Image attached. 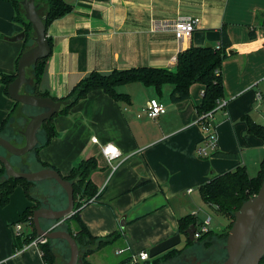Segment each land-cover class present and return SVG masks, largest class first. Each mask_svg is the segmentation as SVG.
Instances as JSON below:
<instances>
[{
    "label": "crops",
    "instance_id": "1",
    "mask_svg": "<svg viewBox=\"0 0 264 264\" xmlns=\"http://www.w3.org/2000/svg\"><path fill=\"white\" fill-rule=\"evenodd\" d=\"M66 2L72 10L46 29L51 50L39 85L40 91L55 99L64 98L93 71L107 74L138 67L174 71L176 57L190 46L217 48L222 28L230 41V56L220 67L226 105L213 114V123L216 153L232 157L200 158L196 154L203 137L196 124L203 91L199 84L192 85L188 98L179 103L170 100L169 85L160 92L141 83L121 85L116 92L126 97L118 100L101 90L93 91L68 115L53 118L57 135L38 151L40 160L61 176H67L81 160L95 158L97 168L90 179L97 192L94 202L84 206L79 216L94 237L114 233V242L106 247H113L119 258L115 264H129L132 254L149 253L155 245L177 235L181 215L196 212L197 222L208 216L212 209L202 201L199 187L213 176L236 167L245 168L249 177L257 175L264 143L248 132L244 118L264 126V0ZM35 4L39 12L45 10L44 1L35 0ZM14 15L11 2L0 0V76L14 74L16 59L32 46L24 38L6 40L24 32ZM180 17L197 20L185 41H177L171 29L158 27L159 22ZM151 99L165 106V114L156 119L142 113ZM13 106L0 82V123ZM92 138L97 143H92ZM15 140L23 142L21 137ZM106 143H112L120 153L111 166L100 151ZM46 182L43 184L49 187ZM42 199L44 205L51 201L43 195ZM30 205L32 202L23 200L14 214L0 212V264H44L39 248L19 246L31 228L21 229L16 237L11 227L15 217ZM225 220L211 231H225L229 224ZM40 224L48 229L53 223L42 220ZM182 240L183 246L177 249L184 247L185 238L180 236V243ZM210 241L211 246L199 243L195 250L197 242L193 243L172 264H220L222 244ZM106 247L87 256V263L111 264ZM119 250L123 252L117 255Z\"/></svg>",
    "mask_w": 264,
    "mask_h": 264
},
{
    "label": "trees",
    "instance_id": "2",
    "mask_svg": "<svg viewBox=\"0 0 264 264\" xmlns=\"http://www.w3.org/2000/svg\"><path fill=\"white\" fill-rule=\"evenodd\" d=\"M7 1L11 2L13 5L15 13L13 17L14 21L20 23L23 26L25 33L24 40L28 41L30 44H33L31 42V37L33 36L32 28L24 18V12L20 4L21 0ZM44 6L45 10L43 12H39L38 8L36 11L38 15L43 18L45 29H47L52 21L64 16L65 14H68L72 10L71 5L67 3L66 0H44ZM220 37V43L217 48L190 46L188 49L178 54L176 57V66L174 71L151 67H138L127 70H113L107 74L95 71L90 72L78 83H76L70 92L62 99L52 98L47 91L39 90V85L44 73L47 57L38 60L33 66L26 69V77L30 79V83L23 85L20 92L23 94L34 95L39 98L50 97L56 102L67 101L68 104L62 106L61 109L55 115H53L50 120L45 121L42 124L37 133L38 144L31 152L24 156L16 157L8 154L5 151V157L16 171L32 172L29 170L32 165H35L38 170L47 168L57 171L53 167H50L48 164L42 162L38 156L39 149L46 146L51 141V139L57 135L56 129L53 125V118L58 115H68L71 109L77 103L85 99L91 92L96 90H101L113 99L118 100L126 97V95L116 92V88L121 85L128 83H141L144 86L152 87L156 92H160L165 85H169L171 86L170 100L174 103H179L188 98L189 89L192 85L199 84L203 87V91L201 95V103L197 106V115L199 116L213 110L216 106V102L220 99H223L224 97L220 67L222 62L230 56V41L225 28L221 29ZM47 40L51 46L50 40ZM27 49L22 50L16 59L15 73L12 75L0 76V82L3 85V92L7 96V87L16 78L19 58ZM18 106L26 109H34L14 102L13 108L0 123V137H4V134L7 136L8 134L6 133L11 132L10 124L12 121H14V113ZM36 110L39 112L42 111L40 109ZM244 119L246 121L248 132L259 137L264 143V126L255 124L248 116H246ZM28 121L29 119H27V122ZM26 124H24L22 130H24ZM13 135V141L8 140L7 138L6 140H8L14 146H23L24 139L19 135V131L15 132ZM7 137H10V134ZM17 137L22 138L23 142L20 145L15 144L14 140ZM0 149L2 148L0 147ZM212 156H221L224 158L232 157L231 154L216 152ZM11 159L18 161L20 167L14 166V164L11 162ZM96 168L97 163L95 158H88L81 160L76 166L72 167L67 176H61L65 181H68L72 184L74 213L71 217L65 219L57 229L67 232L74 239L79 250L78 260L80 259L82 264H88L86 261L87 256L99 251L109 244H112L116 237L114 233L104 238L92 236L79 216L80 210L87 205L91 198L96 195L97 190L90 179L91 173L95 171ZM4 175V167L0 164V178ZM263 178L264 158L260 163L259 171L255 177H249L245 171V168L236 167L233 170L215 175L209 181L202 184L199 187V193L202 201L216 213L229 220L227 228L222 233H214L213 231L209 230L199 239H193V241H190L186 231L191 226L197 225L196 218L192 217L191 215L180 218L178 221V234L185 238L186 243L184 247L181 249H177V247H175L153 259H150L151 264H172L175 260L179 259L187 247L191 246L195 242L203 243L205 246H211V239H214L215 242L216 240L221 242L223 239L226 242L227 232L231 228L234 220V213L245 201L258 193L263 182ZM47 181L53 182L55 185L61 188L54 181ZM44 182L45 181L35 183L8 178L0 184V206H6L9 203L10 197L16 186H21L23 188L27 199L33 204L26 207L18 218V223H25L31 228L30 234H28L19 244L20 247L23 245H28L37 236L32 223V216L36 209L45 206L43 204L42 195L37 188L38 184ZM55 198L58 199V197ZM65 201L67 204L66 194ZM55 241L62 240H47L45 244L39 246V249L42 252V260L46 263H56V254L53 247L51 246ZM19 246L17 245L18 248H20ZM225 259L226 257L222 259L221 262H223ZM259 264H264V256L262 257Z\"/></svg>",
    "mask_w": 264,
    "mask_h": 264
},
{
    "label": "water",
    "instance_id": "3",
    "mask_svg": "<svg viewBox=\"0 0 264 264\" xmlns=\"http://www.w3.org/2000/svg\"><path fill=\"white\" fill-rule=\"evenodd\" d=\"M20 4L24 12V18L32 28L33 36L31 41L33 44L20 56L16 78L8 85L7 93L13 102L42 111L30 116L24 130L19 132V135L24 139L23 146H14L5 138L0 137V147L8 154L16 157L24 156L36 147L38 144L37 133L42 124L50 120L62 106L68 104L67 101L56 102L50 97L39 98L20 92L23 85L30 83V79L26 77V69L33 66L38 60L48 57L51 50L46 38L43 18L36 11L37 5L35 4V0H21ZM24 37L25 33L21 32L15 37L6 38V40L15 42L22 40ZM0 164L5 170V175L0 178V184L8 178L35 183L52 180L65 192L67 197L66 208L53 210L46 204L33 212L32 223L37 236L44 237L47 240L65 241L70 251V257L66 264H77L79 250L71 235L59 229L51 231L43 229L40 224L42 220L47 222H63L73 215L74 200L72 184L65 181L57 171L52 169L45 168L33 172L16 171L3 155H0ZM181 217H184V215H181ZM194 230L195 226H191L186 231L190 241H193ZM179 244L180 235H174L152 247L148 253L149 259H153L177 247ZM224 250L226 252V259L220 264H259L264 256V178L258 193L245 201L234 213V220L227 233ZM144 264H151V261H147Z\"/></svg>",
    "mask_w": 264,
    "mask_h": 264
},
{
    "label": "built area",
    "instance_id": "4",
    "mask_svg": "<svg viewBox=\"0 0 264 264\" xmlns=\"http://www.w3.org/2000/svg\"><path fill=\"white\" fill-rule=\"evenodd\" d=\"M197 23V20L187 18V17H180L174 21H166V22H159L158 27L160 29H171L173 31L174 37L177 41H185L190 39L195 25ZM176 62V60H175ZM258 99H260V95L258 94ZM226 105V102L224 99H220L216 102V106L213 110L201 114L197 117L196 124L200 127V130L203 134L202 140L200 143H198L196 148V154L200 158H208L211 157L217 149V136L215 131V124L213 123V114L219 110L223 109ZM165 106L159 102L156 99L149 100L145 107L142 109V113L146 115L149 119H156L157 117L165 114ZM92 143H97L96 138H92ZM115 149V151H113ZM101 154L107 161V163L111 166L112 162L115 161L120 157V153L118 149L112 144V143H106L101 146ZM114 169V167L112 166ZM188 193L191 192V189L187 191ZM94 198H91L87 204L93 203ZM197 213L193 212L192 217L196 218ZM211 218L209 216H206L203 220L197 222V225L195 226V230L193 233V239H199L202 235L206 234L209 231V225H210ZM62 222H54L48 230H56ZM16 237L20 236L21 226L20 224L16 225ZM47 241L44 237L36 236V238L25 246H34L39 248L40 245L45 244ZM40 250V249H39ZM123 252V250L117 251V255H120ZM40 257L42 258V252L40 251ZM149 260V254L148 252H139L136 254H132L129 259V264H141L145 261ZM44 264H49L46 262H43Z\"/></svg>",
    "mask_w": 264,
    "mask_h": 264
},
{
    "label": "rangeland",
    "instance_id": "5",
    "mask_svg": "<svg viewBox=\"0 0 264 264\" xmlns=\"http://www.w3.org/2000/svg\"><path fill=\"white\" fill-rule=\"evenodd\" d=\"M42 1H44V0H42ZM168 87H170V86H168ZM28 109L18 108L15 111L14 121H12L10 124L11 125V132L6 133L8 135L10 134V137H7L8 135L5 136V134H4L3 138H5V139L7 138L8 140L13 141V136H14L13 134L17 131H23L22 128L24 127V124H26L27 119H29V117L32 115L40 113L36 109L35 110L34 109L32 110L30 108H28ZM14 141H15V144H18V145L21 144L20 142L16 143V140H14ZM5 154H6V152L3 149H0V155L5 156ZM11 162L14 164V166L20 167V164L18 161L11 159ZM36 169H37V167L35 165H32L29 170L33 172ZM46 183H50V186L47 187L48 184H43V183L41 184L40 183L37 185V188H38V191L41 193V195L47 196L48 198L50 197L51 201L48 203L50 205V208H52L53 210H60V209L66 208L67 204L65 201L64 191L61 188H59L57 185H55L53 182L49 181ZM55 197H58V199H56ZM23 200L24 201L28 200L25 193H24V190L21 186H16V188L14 189V191L10 197L9 203L6 206H0V212L5 210L6 213L14 214V209L17 207L18 203H20ZM62 203H64V204H62ZM208 216L212 220L211 224L208 227L210 230H216L218 224L220 225V222L224 223L226 221L224 216L216 213L214 210H209ZM18 218H19V216L17 215L15 217L14 223L11 224L12 231L15 234L14 236H16V233H17V231H16V225L17 224H20L21 229H23L24 232L27 231V227H29L25 223H18ZM49 223L51 225L53 222H49ZM221 243H222L221 247L224 248L225 240L222 239ZM183 244H184V240H182V242L178 246L181 247V246H183ZM197 244L199 246H201V244L196 243L194 246V250L198 247ZM51 246L53 247L55 254H56V263L55 264H66V262L69 260V257H70V251H69V247H68L67 243H65L63 241H55L52 243ZM105 250L108 252V256L111 260V264H115L119 258L116 257L114 255V253L112 252L113 247H110V246L106 247ZM193 253H195V251H193ZM199 254H201V253H199ZM225 257H226V253H225V250L223 249V259ZM78 264H82L80 262V259L78 260Z\"/></svg>",
    "mask_w": 264,
    "mask_h": 264
},
{
    "label": "clouds",
    "instance_id": "6",
    "mask_svg": "<svg viewBox=\"0 0 264 264\" xmlns=\"http://www.w3.org/2000/svg\"><path fill=\"white\" fill-rule=\"evenodd\" d=\"M113 151H115V149H113Z\"/></svg>",
    "mask_w": 264,
    "mask_h": 264
}]
</instances>
